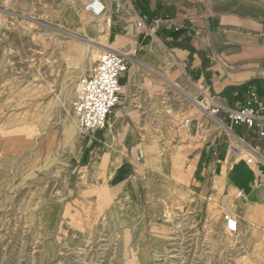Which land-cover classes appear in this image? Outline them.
Returning a JSON list of instances; mask_svg holds the SVG:
<instances>
[{
	"label": "crops",
	"instance_id": "1",
	"mask_svg": "<svg viewBox=\"0 0 264 264\" xmlns=\"http://www.w3.org/2000/svg\"><path fill=\"white\" fill-rule=\"evenodd\" d=\"M102 1L106 12L91 14L92 32L106 49L127 55L129 69L108 126L97 137L86 136L99 151L91 152L86 181L108 210L121 204L131 213L135 226L180 204L194 206L203 227L213 219L215 231L232 240L226 262L264 264V124L234 125L230 134L196 103L210 95L240 108L256 96L253 107L264 106V6L250 1L248 8L245 0ZM183 116L192 125L182 134ZM239 139L256 149L253 164L248 153L234 154L242 148ZM225 213L238 219L237 234L226 231Z\"/></svg>",
	"mask_w": 264,
	"mask_h": 264
},
{
	"label": "rangeland",
	"instance_id": "2",
	"mask_svg": "<svg viewBox=\"0 0 264 264\" xmlns=\"http://www.w3.org/2000/svg\"><path fill=\"white\" fill-rule=\"evenodd\" d=\"M88 1L0 0V264L232 263V240L194 206L135 226L86 181L99 151L72 106L104 52Z\"/></svg>",
	"mask_w": 264,
	"mask_h": 264
},
{
	"label": "built area",
	"instance_id": "3",
	"mask_svg": "<svg viewBox=\"0 0 264 264\" xmlns=\"http://www.w3.org/2000/svg\"><path fill=\"white\" fill-rule=\"evenodd\" d=\"M85 10L94 17H102L106 12V7L102 0H89L85 5ZM144 26L142 21L138 22V28ZM128 69L129 57L116 49L107 48L98 56L88 73L80 77L72 108L81 135L95 137L106 129L114 109L120 102L121 79ZM256 100L257 97L253 96V99L247 101L242 107L231 108L219 104L210 95H206L196 103L217 124L232 134L231 126L234 125H243L248 129H253L264 124V106L253 107V102ZM224 120L228 122L229 127ZM191 125L192 120L185 117L182 129L187 132ZM260 134L264 136V132ZM239 140L242 148L235 150L234 154L241 156L248 153L247 163L253 164L256 149L248 146L242 139ZM164 218H168L167 214H164ZM223 221L228 233L233 235L238 233L239 222L236 217L225 213Z\"/></svg>",
	"mask_w": 264,
	"mask_h": 264
},
{
	"label": "bare ground",
	"instance_id": "4",
	"mask_svg": "<svg viewBox=\"0 0 264 264\" xmlns=\"http://www.w3.org/2000/svg\"><path fill=\"white\" fill-rule=\"evenodd\" d=\"M97 44V43H96ZM98 47L100 48V49H102V50H106V48H105V44L103 45V43H98ZM105 48V49H104ZM72 129V128H71ZM70 130V129H69Z\"/></svg>",
	"mask_w": 264,
	"mask_h": 264
}]
</instances>
